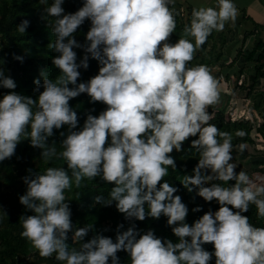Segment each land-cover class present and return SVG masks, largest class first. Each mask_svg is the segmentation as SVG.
<instances>
[{"label": "clouds", "instance_id": "obj_1", "mask_svg": "<svg viewBox=\"0 0 264 264\" xmlns=\"http://www.w3.org/2000/svg\"><path fill=\"white\" fill-rule=\"evenodd\" d=\"M61 2L54 0L47 9L56 18V41L49 47L60 53L52 61L60 71L55 82L46 77L44 91L34 100L18 94L13 79L0 81L9 90L0 99V161L12 157L22 136H30L31 146L43 149L45 164L56 157L64 165L47 167L32 179L24 177L27 192L19 203L32 214L20 218L21 238L41 258L55 254V260L64 264H109V260L120 264L117 253L121 251L131 264H212L213 260L214 264H264V226L254 225L245 215L254 205L257 220H264V178L236 171L239 165L233 162V151L242 154L247 144L234 145L232 133L210 123L209 109L221 99L220 81L207 65L188 66L214 31L235 24L234 0L194 8L175 43L169 42L177 29L170 7L175 0H85L79 10L67 15H62ZM86 18L91 20L86 34L90 43L78 65L72 49L81 45L74 34ZM27 25L25 20L18 31L24 33ZM88 54L99 61L98 74L77 84V69L89 67ZM33 83L38 91L39 80ZM82 93L90 97L89 103L107 107L98 116L87 115L78 129L77 111L69 101ZM64 125L68 134L58 153L46 142L54 128ZM246 135L242 129L235 131L237 138ZM186 143L198 159L179 185L189 193L198 189L205 203L215 201L219 206L215 212L203 211L202 205L192 208L203 215L191 225L185 222L189 208L177 194L180 187L167 179L169 168L177 170L171 154L184 152ZM98 176L113 186L109 199L97 195V203L111 206L115 201L117 211L129 220L165 216L177 242L157 237L152 229L141 233L134 224L119 233L115 243L96 235L79 244L92 230L90 224L77 228L73 243L79 244V250H70L65 241L72 220L65 190L72 188L73 180L80 188L82 181ZM5 215L0 211V217ZM122 227L118 224L117 230ZM209 244L212 251L205 248Z\"/></svg>", "mask_w": 264, "mask_h": 264}, {"label": "trees", "instance_id": "obj_2", "mask_svg": "<svg viewBox=\"0 0 264 264\" xmlns=\"http://www.w3.org/2000/svg\"><path fill=\"white\" fill-rule=\"evenodd\" d=\"M53 2L54 0H45L44 3H41L40 0H0V71L3 72V77H0V81L3 78L13 79L17 85L15 91L34 100H38L39 94L44 91L43 82L46 77L55 82L57 76L60 75L59 69L52 63L53 59L58 57L60 53L49 47L50 44H55L56 41V37L53 34L56 18L50 17L47 12L48 7ZM84 2L85 0H62L60 5L64 9L62 15L74 14L83 6ZM193 9L191 7L189 11L187 23L191 20ZM25 20L28 21V25L24 33H20L18 31L19 26ZM90 28L91 20L86 18L84 23L77 29V33L74 34L77 43L81 45L79 48L73 47L72 49L76 53V63L78 65L85 55L84 47L90 43L86 40V34ZM182 29L183 25H178L177 22L176 31H182ZM212 36L215 37V34L210 35V38ZM66 42L67 40H65ZM258 45H262V48L257 56L253 50L244 56L246 60H255L256 62V73L250 76L254 81L264 77V43L260 41ZM207 46L208 42L199 49L202 54V61L199 64H209L212 62V57H207ZM241 55H243L242 51H238L233 62L238 60ZM88 56L89 67L87 69L83 67L77 69L80 72L77 84L87 83L94 75L98 74L99 61L93 59L91 54H88ZM217 56L218 59L221 58L220 54ZM16 57H20L21 59H16ZM188 66L191 67V63ZM37 79L39 80L40 87L38 91H34L37 85L33 81ZM69 87L73 86L69 85ZM8 91V89H4L2 84H0V99ZM89 101L90 97L87 93H82L80 96L69 101L73 110L77 111L78 129H82L87 115L98 116L107 107L101 102L89 103ZM33 110L36 111L37 109L34 107ZM210 123L217 125L221 131L232 133L237 142L252 141L251 134L254 128L264 136V122L259 127H256L245 117H241L239 120L229 119V117L227 119L225 113L216 112L213 114V119ZM240 129L248 134L243 139L235 137V131ZM27 131H31L30 126ZM61 131L65 133L64 136L59 135ZM67 134V125L62 126L60 130L54 128L53 136L49 137L46 142L48 147L55 146L59 153L62 141L66 138ZM30 140V136H22L12 157L0 161V171L6 168V175H4L3 180L7 184V187H10L5 191H1L0 188V211L6 213L5 216L0 217V264H33L31 254L36 250L20 236L22 231L21 216L32 214L25 206L19 203V197L25 195L27 192V184L24 182V177L32 179L35 178V174L37 173L43 174L44 169L47 167L64 166L62 161L57 160L56 157H53L48 164H45L44 158L41 155L43 149L32 147ZM184 148V152L177 153L174 151L171 154L176 159L177 170L173 172L169 168L167 179L173 185L180 187V191L177 194L181 195L182 202L189 208V214L185 222L191 225L203 215V212L193 213L191 211L192 208L202 205L203 211H208L211 208L215 212L219 206L215 201L211 205L205 203L198 196V189H194L193 192L189 193L187 189L179 185V179L184 174H191L198 159V154L195 153L194 149L189 148L188 143L184 145ZM257 163L261 164L262 162L257 161ZM29 169H31V172ZM68 174L71 177V170H68ZM112 186L98 176L94 180L85 179L82 181L80 188H76L73 180L72 188L65 190V203L70 207L72 220V231L68 233V240L65 241L70 250L74 247L79 250V244L87 242L96 235L110 237L115 243L116 236L119 233L127 231L134 224L141 233L152 229L157 237L170 238L173 242H177L171 233V228L167 225V217L165 216H161L158 220L147 218L144 222L137 221L134 218L129 220L125 219L124 215L117 211L115 201H113L111 206H107L103 202L97 203V195L103 197V200L109 199V192ZM145 210L147 212V206H145ZM245 215L249 216L250 222L254 225L264 226V220L258 221L256 218L254 205L249 206V212L245 213ZM120 223L123 224V227L117 230V225ZM90 224L93 225L92 230L89 231L82 241L78 242L79 244H74L73 237L77 228L87 227ZM205 248L209 251L213 250L210 244L205 245ZM35 255L40 260L49 261L52 264H64V262L55 260V254L47 259L41 258L37 251ZM117 256L120 259V264H131L125 252H118ZM109 264H111V260H109ZM212 264H214V260Z\"/></svg>", "mask_w": 264, "mask_h": 264}, {"label": "rangeland", "instance_id": "obj_3", "mask_svg": "<svg viewBox=\"0 0 264 264\" xmlns=\"http://www.w3.org/2000/svg\"><path fill=\"white\" fill-rule=\"evenodd\" d=\"M183 11L174 12L178 25L183 26L188 22L189 15H182ZM182 31H176L170 37L169 42L175 43L181 38ZM215 37H208V46L206 49L207 57H212V62L207 65L211 73L220 81L221 99L218 105L209 109L214 114L216 112L225 113L228 119L248 118L253 125L259 127L264 122V77L254 81L250 76L256 73L255 60H246L244 58L252 50L257 54L261 51L262 45H258L264 40L252 38L246 35L235 24H226L222 32H213ZM264 39V37H263ZM242 51L241 57L233 62L237 52ZM218 54L221 58L218 59ZM255 56V57H256ZM202 54L198 50L195 58L191 63V67L199 64L202 60ZM252 141L237 142L233 139V144L246 143L247 149L244 153L238 150L233 151L234 163L241 169L248 172L253 179L264 178V136L255 128L252 131ZM261 161L262 163H257ZM6 175V168L0 171V188L1 191L8 190L7 184L3 180ZM36 252V251H35ZM35 252L31 254L33 264H52L49 261L40 260ZM37 254V253H36Z\"/></svg>", "mask_w": 264, "mask_h": 264}, {"label": "crops", "instance_id": "obj_4", "mask_svg": "<svg viewBox=\"0 0 264 264\" xmlns=\"http://www.w3.org/2000/svg\"><path fill=\"white\" fill-rule=\"evenodd\" d=\"M215 3L216 0H175L170 7L174 12L182 10V15H189L191 7L213 6ZM234 3L238 9L236 27L252 38L264 40V0H234Z\"/></svg>", "mask_w": 264, "mask_h": 264}]
</instances>
